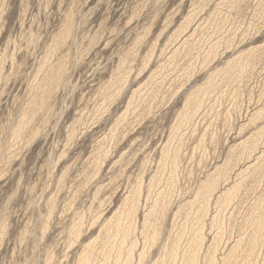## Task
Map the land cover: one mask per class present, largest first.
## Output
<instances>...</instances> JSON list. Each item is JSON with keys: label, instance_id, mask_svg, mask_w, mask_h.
Returning <instances> with one entry per match:
<instances>
[{"label": "rangeland", "instance_id": "1", "mask_svg": "<svg viewBox=\"0 0 264 264\" xmlns=\"http://www.w3.org/2000/svg\"><path fill=\"white\" fill-rule=\"evenodd\" d=\"M0 264H264V0H0Z\"/></svg>", "mask_w": 264, "mask_h": 264}]
</instances>
